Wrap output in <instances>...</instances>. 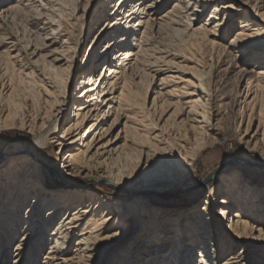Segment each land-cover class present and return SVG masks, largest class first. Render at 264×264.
<instances>
[{
	"label": "bare ground",
	"instance_id": "bare-ground-1",
	"mask_svg": "<svg viewBox=\"0 0 264 264\" xmlns=\"http://www.w3.org/2000/svg\"><path fill=\"white\" fill-rule=\"evenodd\" d=\"M31 1L0 0V136L15 129L33 137L32 149L0 164V264H106L118 248L130 252L115 264H264V228L255 225L264 224V185L243 167L219 168L203 184L204 200L171 212L85 184L166 193L225 135L264 162L262 1L235 0L234 10L220 9V0H175L160 15L164 0H89L101 3L105 19L95 17L99 31L83 61V17L74 28L78 14L68 13L70 23L60 25L54 3L37 0L44 14L31 25L42 44L13 32L15 14ZM174 26L189 41L156 46V35ZM49 146L63 155L60 178L72 182L57 190L47 186L38 152ZM230 219L246 239L231 235ZM38 238L50 245L36 263L37 248L28 249Z\"/></svg>",
	"mask_w": 264,
	"mask_h": 264
},
{
	"label": "rangeland",
	"instance_id": "rangeland-1",
	"mask_svg": "<svg viewBox=\"0 0 264 264\" xmlns=\"http://www.w3.org/2000/svg\"><path fill=\"white\" fill-rule=\"evenodd\" d=\"M44 3H54L58 5V8L53 9V14L52 17L57 23H61L60 25H66L70 23V18L69 14L73 12L74 15L78 14L77 20L74 22L76 25L74 28H77V25H80L82 23L81 18L83 17V23L86 24L87 31L84 35V38H86V48L84 52L81 55V60L83 61L86 58L87 51L89 50V47L91 43H89L93 39V35H95L97 30L96 28L99 27L100 21L95 20L96 18H99L103 20L105 19L104 16H102L100 13L103 12L101 3L99 4H94L92 7L89 5V0H82L81 2H78L77 0H41ZM165 3L163 4L161 14L163 15L169 10L173 8V4L175 0H164ZM254 1V0H252ZM262 2L259 5H256V8H261L260 11L264 9V0H261ZM75 2V3H74ZM178 2V1H177ZM81 3V4H80ZM15 5H18V1L14 3ZM251 4L254 5L252 2ZM74 5L76 6V9L73 8ZM79 5V7H78ZM89 6L88 12L86 13V8ZM239 4L235 2V0H220L219 3V8H230L237 10ZM78 8V9H77ZM72 11H70V10ZM212 9L209 11H206L204 16L201 18V20L198 22V25H201L205 22H207V19L209 18L210 12ZM253 10V9H252ZM222 11V10H221ZM69 13V14H68ZM43 11L40 9L38 1L33 0L29 2L28 6H24L23 8L21 7L18 12L15 14L14 17V30L13 32L17 31V33L22 37V39L25 40L27 43H38L42 44L44 42L42 34L38 33L35 31V29H32L31 22L34 17H42L43 16ZM222 15V13H221ZM244 14L240 17H237L234 19V23L239 25V20L242 19ZM264 17V16H263ZM82 23V24H83ZM185 27H187V23H184ZM181 27L179 30L185 28ZM214 26L210 25V28ZM66 27V26H65ZM64 27V28H65ZM94 27V28H93ZM175 26L172 28H164L158 35H156L155 39V45L158 47L162 48H167V49H175L176 44L178 47V43L181 44V42H187L189 41L187 36L183 31V33H180L178 30H174ZM178 31V33L176 32ZM23 35V36H22ZM113 35V33H109L108 36L105 37V39H109V36ZM184 35V36H183ZM97 36V35H96ZM95 36V37H96ZM186 37V38H185ZM34 41V42H33ZM180 41V42H179ZM100 43L98 42V45ZM167 46V47H166ZM174 46V47H172ZM105 50V49H104ZM17 69L18 66H15ZM211 74V72L205 73L204 76H206L205 80H207V84L211 80V75L210 77L208 76ZM209 78V80H208ZM79 82V76H77L74 80L73 83V90L77 87ZM156 84H159L158 81H156ZM154 85V90L156 91L153 93L150 97V101H152L153 97L155 94L158 92V87ZM73 110V109H72ZM118 130L116 131V133ZM32 144H33V137L29 134H26L22 132L21 130H15V129H10L6 130L5 132L2 133L0 136V164L3 162V160L7 159L9 155H16L19 156L22 154V150H24L25 147L24 145L32 149ZM37 150V149H35ZM5 151H7V154H3ZM58 151L57 147L55 146H49V148H45L43 150H38L39 154H41V159L45 162L44 166V175H46V179L48 180V185L49 188L53 190L60 189L66 184L67 186L69 184H72L71 180H66L64 176L60 178V170H61V165L63 161V155L62 154H57L56 152ZM264 162L260 160L259 156L255 153H248L245 151L244 146L241 145L237 139L231 138L229 135L223 136L220 141L217 143L210 145L208 149L203 153V155L199 158L198 164L196 169L184 180H182L180 183H176L174 186L167 188L168 191L166 193H157L155 191H147L144 192L143 194L141 193H133L131 191H126L122 189H117L113 188L111 186L106 185L103 182H95L93 180L91 181H86L92 187V191L101 194V195H109L114 197L116 200L121 199V200H126L130 201L135 198H144L148 199L149 202L153 205H156L158 207H165L168 211H172L173 209L175 210L176 208L180 206H185V207H191L192 199H194L195 204L192 205H198L201 200H204L206 197V194L209 192L210 187H206V185H203L204 181H207V179H210V175L212 173L214 174L219 168L221 167H227V169H235L238 167H243L244 170H246L248 173V176L250 175L253 177L258 184L264 185ZM179 175V174H178ZM74 181H79V178H72ZM83 182V181H79ZM218 181L217 179L212 180L211 185L217 184ZM87 187V186H86ZM30 200V197L29 199ZM27 205L22 208L21 213H20V219H22L21 226L19 225V230L23 231L22 229L23 223H24V218L25 214L28 209ZM166 210V211H167ZM257 212V211H256ZM44 213H42L40 216L43 217ZM256 215V214H253ZM38 215L39 220L41 219ZM230 216V215H229ZM228 216V217H229ZM257 216V215H256ZM255 216V219L260 221L262 217L257 218ZM229 219V218H228ZM263 220V219H262ZM264 221V220H263ZM227 227L229 228L228 231L231 233V235L235 238H238L240 240H244L247 237L240 235L241 237H237L238 233L236 230H234V226L231 223V219L226 221ZM256 227L264 228V224L257 223L255 222ZM22 229V230H21ZM18 235L16 234V237ZM18 238V237H17ZM133 239V236L128 239L124 245H128ZM75 243L76 241H73L72 243V250L75 249ZM50 243L45 240L44 242L41 241V238L36 241V243H33L30 249H28V255H30L33 251V248H37L38 253L36 255V263L37 261L42 262L44 260V256L47 255L48 253V248H49ZM128 250V249H127ZM128 253V251H121L119 248L116 249L113 254L112 258L110 261H108L106 264H115V260L118 259L121 255L124 253ZM13 254V253H12ZM133 254V251L130 253ZM125 255V254H124ZM12 257L13 255L10 254ZM32 258V257H31ZM114 258V261H113ZM133 256H131V259ZM12 260H8V262H11ZM119 262L123 261L121 258L118 259ZM31 263V262H29ZM124 264H127L126 262H123ZM5 264V261L4 263ZM11 264V263H10Z\"/></svg>",
	"mask_w": 264,
	"mask_h": 264
},
{
	"label": "water",
	"instance_id": "water-1",
	"mask_svg": "<svg viewBox=\"0 0 264 264\" xmlns=\"http://www.w3.org/2000/svg\"><path fill=\"white\" fill-rule=\"evenodd\" d=\"M263 167H264V165H263ZM207 180H209V179H207ZM206 183V181H204V183L203 184H205Z\"/></svg>",
	"mask_w": 264,
	"mask_h": 264
}]
</instances>
